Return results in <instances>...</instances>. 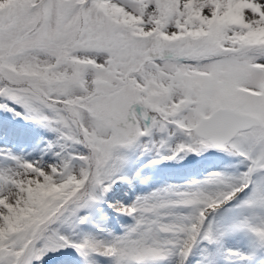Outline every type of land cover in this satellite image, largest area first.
Masks as SVG:
<instances>
[{
    "label": "snow or ice",
    "instance_id": "obj_1",
    "mask_svg": "<svg viewBox=\"0 0 264 264\" xmlns=\"http://www.w3.org/2000/svg\"><path fill=\"white\" fill-rule=\"evenodd\" d=\"M0 264H264V0H0Z\"/></svg>",
    "mask_w": 264,
    "mask_h": 264
}]
</instances>
